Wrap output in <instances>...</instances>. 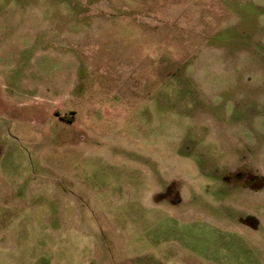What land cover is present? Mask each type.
<instances>
[{
  "label": "rangeland",
  "instance_id": "374dc122",
  "mask_svg": "<svg viewBox=\"0 0 264 264\" xmlns=\"http://www.w3.org/2000/svg\"><path fill=\"white\" fill-rule=\"evenodd\" d=\"M0 264H264V0H0Z\"/></svg>",
  "mask_w": 264,
  "mask_h": 264
},
{
  "label": "flooded vegetation",
  "instance_id": "af4514ba",
  "mask_svg": "<svg viewBox=\"0 0 264 264\" xmlns=\"http://www.w3.org/2000/svg\"><path fill=\"white\" fill-rule=\"evenodd\" d=\"M245 182H246V186L252 190L254 189L256 184L261 183L260 177H251V176L249 177V179H246ZM248 184H249V186H248Z\"/></svg>",
  "mask_w": 264,
  "mask_h": 264
}]
</instances>
